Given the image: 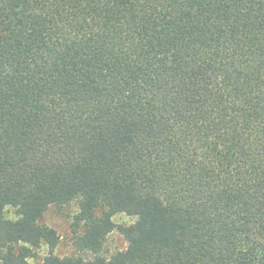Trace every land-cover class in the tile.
Instances as JSON below:
<instances>
[{
	"label": "trees",
	"instance_id": "obj_1",
	"mask_svg": "<svg viewBox=\"0 0 264 264\" xmlns=\"http://www.w3.org/2000/svg\"><path fill=\"white\" fill-rule=\"evenodd\" d=\"M73 201L61 257L41 221ZM43 246L264 264V0H0V264Z\"/></svg>",
	"mask_w": 264,
	"mask_h": 264
},
{
	"label": "rangeland",
	"instance_id": "obj_2",
	"mask_svg": "<svg viewBox=\"0 0 264 264\" xmlns=\"http://www.w3.org/2000/svg\"><path fill=\"white\" fill-rule=\"evenodd\" d=\"M79 210L80 206L78 201H73L63 207L52 205L49 207L41 221L42 223L55 228L60 234V241L56 248V254L61 257L77 254L79 252L75 244L76 236L72 227L74 216ZM6 216L8 218H16L17 215L13 208L8 207L6 209ZM113 219L118 225H130L136 222L137 217L128 215L125 212H119L113 216ZM127 246V239L116 229L109 234L103 254L111 257L116 252L125 250ZM47 253V246H43L40 249L38 256L30 259V264H39Z\"/></svg>",
	"mask_w": 264,
	"mask_h": 264
}]
</instances>
